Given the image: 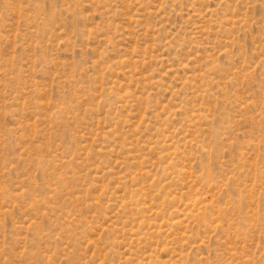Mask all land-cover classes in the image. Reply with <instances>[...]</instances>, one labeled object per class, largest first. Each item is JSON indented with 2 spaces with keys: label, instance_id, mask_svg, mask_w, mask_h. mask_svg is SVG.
<instances>
[{
  "label": "rangeland",
  "instance_id": "1",
  "mask_svg": "<svg viewBox=\"0 0 264 264\" xmlns=\"http://www.w3.org/2000/svg\"><path fill=\"white\" fill-rule=\"evenodd\" d=\"M0 264H264V0H0Z\"/></svg>",
  "mask_w": 264,
  "mask_h": 264
}]
</instances>
